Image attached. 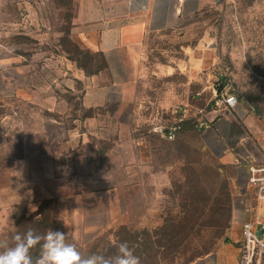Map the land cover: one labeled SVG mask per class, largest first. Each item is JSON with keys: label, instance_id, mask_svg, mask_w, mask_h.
<instances>
[{"label": "rangeland", "instance_id": "1", "mask_svg": "<svg viewBox=\"0 0 264 264\" xmlns=\"http://www.w3.org/2000/svg\"><path fill=\"white\" fill-rule=\"evenodd\" d=\"M181 1L110 71L108 0H0V237L60 231L83 255L127 241L141 264L236 261L255 205L238 161L255 150L246 117L264 119V0ZM222 91L236 108L215 110Z\"/></svg>", "mask_w": 264, "mask_h": 264}, {"label": "crops", "instance_id": "2", "mask_svg": "<svg viewBox=\"0 0 264 264\" xmlns=\"http://www.w3.org/2000/svg\"><path fill=\"white\" fill-rule=\"evenodd\" d=\"M182 2L184 0L180 4L181 10ZM175 10L180 9L176 7ZM173 11L172 0H108V27L98 47L104 52L110 71L125 69L124 50L136 54L148 33L159 32L168 26ZM245 121L252 133L263 129L264 119L252 118L249 114ZM235 260L233 264H237V256ZM201 264H209V259Z\"/></svg>", "mask_w": 264, "mask_h": 264}, {"label": "built area", "instance_id": "3", "mask_svg": "<svg viewBox=\"0 0 264 264\" xmlns=\"http://www.w3.org/2000/svg\"><path fill=\"white\" fill-rule=\"evenodd\" d=\"M214 105L215 110L221 106L234 109L238 106V99L235 93L222 91ZM155 130L168 139L175 135L172 127L156 126ZM243 140L252 141L255 147L254 152H249L238 161L245 176V186L253 195L255 205L242 211L240 233L234 241L238 250L237 264H264V219L257 213L258 208L264 204V123L258 133H245Z\"/></svg>", "mask_w": 264, "mask_h": 264}, {"label": "clouds", "instance_id": "4", "mask_svg": "<svg viewBox=\"0 0 264 264\" xmlns=\"http://www.w3.org/2000/svg\"><path fill=\"white\" fill-rule=\"evenodd\" d=\"M39 246L35 258L32 249ZM0 264H141V259L127 241L119 242L115 252L83 255L67 235L49 230L45 234L29 228L9 237H0Z\"/></svg>", "mask_w": 264, "mask_h": 264}]
</instances>
